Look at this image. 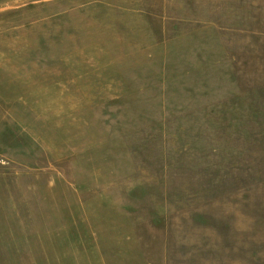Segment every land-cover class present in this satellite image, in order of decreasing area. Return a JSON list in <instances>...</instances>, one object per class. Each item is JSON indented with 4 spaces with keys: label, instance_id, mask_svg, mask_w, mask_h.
I'll return each instance as SVG.
<instances>
[{
    "label": "rangeland",
    "instance_id": "obj_1",
    "mask_svg": "<svg viewBox=\"0 0 264 264\" xmlns=\"http://www.w3.org/2000/svg\"><path fill=\"white\" fill-rule=\"evenodd\" d=\"M6 144L0 264H264V0H0Z\"/></svg>",
    "mask_w": 264,
    "mask_h": 264
},
{
    "label": "crops",
    "instance_id": "obj_2",
    "mask_svg": "<svg viewBox=\"0 0 264 264\" xmlns=\"http://www.w3.org/2000/svg\"><path fill=\"white\" fill-rule=\"evenodd\" d=\"M5 146L7 144L0 146V154L6 151ZM2 165L0 160V261H5L20 258L19 254L23 251V214L31 211L34 215L38 211V198L28 199L21 184L19 187L12 182L18 178L16 173L1 170ZM30 205L36 208L29 209Z\"/></svg>",
    "mask_w": 264,
    "mask_h": 264
}]
</instances>
